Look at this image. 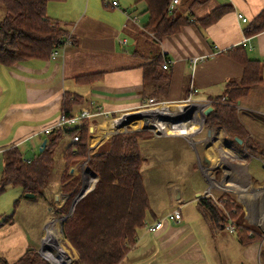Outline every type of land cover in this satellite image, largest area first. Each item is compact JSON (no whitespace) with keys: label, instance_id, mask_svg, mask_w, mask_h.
<instances>
[{"label":"crops","instance_id":"obj_1","mask_svg":"<svg viewBox=\"0 0 264 264\" xmlns=\"http://www.w3.org/2000/svg\"><path fill=\"white\" fill-rule=\"evenodd\" d=\"M113 1L49 2L48 16L66 27L69 41L57 48L55 58L0 63V176L3 154L8 148H17L22 159L32 161L37 156L42 142L47 141L43 129L55 123L62 111V100L69 95L72 115L83 108L100 107L107 112L87 120L92 145L124 131L126 126L153 128L139 130L151 132L139 139L143 179L145 170L147 173L152 169L151 189L145 187L150 212L144 224L161 220L163 225L155 232L140 228L120 264H262L264 158L250 154L246 141L251 139L264 148V30L248 32L255 17L264 10V0H204L194 4L192 0H178L176 13L188 15L190 22L160 40L158 47L170 60L169 68L163 69L168 86L161 98L149 96L153 89L146 86L143 77L142 65L152 48L142 33L149 21L146 5L140 13L146 21L141 23L144 18L128 3L116 1L117 5L112 6ZM138 2L144 1L134 0ZM225 4L230 8L215 22L207 26L193 22ZM238 13L247 21H240ZM237 46H243L248 58L259 61L263 79L237 100L236 113L248 132L246 140L239 143L224 128L202 122L198 108L180 117L184 122L179 126L162 120L160 115L170 108V116L178 117L180 112L174 106L190 94L199 102L224 95L227 82L238 81L244 72L243 65L225 53ZM201 56L193 65L192 59ZM81 77L85 78L79 80ZM144 105L156 106L148 112L151 118H135ZM187 123L194 128L184 133L180 126ZM10 186L17 185H8L0 192ZM17 193L14 191L12 197ZM223 194L241 206L240 222L260 228L262 240L243 246L233 232L236 247L217 242V230L226 229L210 224L198 200H216ZM62 195L66 199L67 194ZM20 197L0 210V264H16L27 251L41 245L40 239L35 246L30 227L16 214L20 200L17 207L14 203ZM176 209L181 219L168 221L167 214ZM9 215L12 220L4 221ZM41 228L43 233L42 224ZM208 234L213 238L208 239ZM46 245L53 252L46 248L44 255L56 257L59 242Z\"/></svg>","mask_w":264,"mask_h":264},{"label":"trees","instance_id":"obj_2","mask_svg":"<svg viewBox=\"0 0 264 264\" xmlns=\"http://www.w3.org/2000/svg\"><path fill=\"white\" fill-rule=\"evenodd\" d=\"M51 1L58 0H0V63L10 65L30 58H50L56 47H61L70 39L66 27L48 16L46 10ZM140 1H144L145 11L149 15L142 33L152 44L150 57L142 65L144 81L146 86L153 89L149 96L166 95L168 77L163 73L161 65L168 59V55L162 53L158 46L164 36L174 34L182 26L189 24L190 17L176 13L175 6L170 10L172 0ZM203 1L191 2L194 4ZM229 8V5H220L207 16L198 21L194 19L193 22L207 26L218 20ZM262 30L264 10L255 17L248 32L256 34ZM230 51L225 53L234 56L243 65V75L238 81L227 82L226 91L222 95L225 101H220L222 96L213 100V109L205 123L224 128L231 138L246 140L248 132L238 119L236 103L251 86L263 81L261 66L258 60L248 58L243 46ZM71 104L69 95H65L61 114L72 115L69 110ZM89 127V123L85 121L83 125L73 129H53L46 135L45 146L29 164L23 163L17 148H8L3 154L0 191L8 185H17L22 189L21 196L32 193L45 198L46 186L54 168V148L58 145V140L65 136L72 139L79 134L77 141L69 140L61 155L65 165L61 171L60 183L61 189L67 194L64 206L76 197L80 186L78 178L70 172L72 165L85 160L98 179L91 191L89 190L94 182L84 179L81 194L89 192L75 204L72 215L63 225V232L79 253L75 264H120L150 212L139 152L140 134H146L147 131L113 134L106 142L93 149L88 144ZM246 148L250 154L264 158V148L251 139L246 141ZM18 202L19 199L15 201V207ZM47 202L51 206L48 196ZM198 205L211 225L226 229L231 224L243 246L262 239L263 235L259 230L240 222L242 208L228 195L223 194L216 200L202 197L198 200ZM11 220V215L4 218L6 222ZM57 220L59 227L63 219ZM55 236L62 248L60 228ZM16 264L47 263L38 258L36 250H31Z\"/></svg>","mask_w":264,"mask_h":264},{"label":"rangeland","instance_id":"obj_3","mask_svg":"<svg viewBox=\"0 0 264 264\" xmlns=\"http://www.w3.org/2000/svg\"><path fill=\"white\" fill-rule=\"evenodd\" d=\"M107 1L111 2L112 0H107ZM115 1H118L119 4H121V5L123 3H128L129 8L131 10H134L138 14L139 17H140V13L143 11V9L145 7L144 2H138L137 4H135L134 0H115ZM142 17L144 19H142L141 23L146 21V16L143 15L140 18H142ZM57 52H58V50H57ZM155 96L157 98H161V96H159V95H155ZM220 101L224 102L225 98L222 96ZM183 106H184L183 103L178 104L177 106H174V109L179 110V108H181ZM155 108H156L155 105L154 106L153 105H144L143 107H141L140 111H138V112H136V114H134V117L135 118L141 117L144 119L145 118H151V116H148V115H150L149 113H151L152 110H154ZM168 109H166V110H168ZM170 110H171V108H170ZM170 110L165 111L164 114L170 115ZM157 113L159 114V112H157ZM153 114H155V113H153ZM166 115H163V117H165ZM181 115L182 114H180V116H178L176 118H174L172 116H167V118L165 120H166V122H169V123H171V121H172V122H174V124H176V126H179L181 123L184 122V120L180 118V117H182ZM132 116H133V114H132ZM167 120H171V121H167ZM142 128L134 129V128H131L130 126H126L124 131H119L117 133H114V135L120 134V133H132L134 131L142 130ZM150 129H153V128H150ZM191 130H189V131H191ZM154 132H156V129L154 130ZM150 134H151V132L147 131L146 134H143V135L140 134V137L148 136ZM112 136L111 135L108 136L107 139H104L103 141H101L97 145H92L90 143V137H89V139H88L89 147L96 149L101 144L106 142ZM68 142H69V137L65 136L60 141L58 140V145L54 148V150H55L54 151L55 152L54 153V168L51 171L50 176H49L48 184L46 186V191L44 193L45 198L42 196H35V195L32 198H26L25 196H21L22 193H21V188H19V186H10V187L6 188L4 191L0 192V210H4L5 208H7L9 206V204H11L13 202V200H15L16 198L21 196L19 199L20 205L18 206L16 214H17L18 218L22 219L23 222H26L27 226L30 227V229H28L30 231V237L33 240V242L36 244L35 245L36 247H38V245H39V242H40L39 240L40 239L42 240L41 245L36 250V254L38 255L39 259H41L42 261H45L47 264H75V262L79 259V253L72 246V244L66 238V236L64 235V232H63V225L68 220V218L72 215L73 209L75 207V206L74 207L72 206L73 200L70 202V204L64 206V203L66 200H65V196L62 194L63 193L65 194V192L63 191V189H61V183H60L61 171H62L63 166L65 165V162H63L61 155H62L64 148L68 144ZM200 155L198 154L197 157H201ZM254 165H255V162L253 163V166ZM142 167H143V165L141 166V172H142ZM152 167H153V165H152ZM88 169H89V167L85 163V160H79L77 163L72 165V168L70 169V172H72L74 177H77L79 180V184H80L79 191L83 187L84 179H91V181L94 182V184L92 185V188L89 191H91L95 187V184H96L95 175L93 174V172L89 171L90 169L89 170ZM151 176H152V169H151V172L148 170L147 173L145 170L146 179H144V184H145V187L147 189H151V187H150V184L152 182ZM147 177H150V179ZM194 182H198V181H194ZM14 191H18V193L13 198L12 196L14 194ZM79 191H78V193H79ZM89 191H87L84 194H87ZM47 196H48V200H49L51 206L48 205ZM62 198H64V200H63V202L60 203V200ZM57 219H63V221H61V223H59V227H58V220ZM15 220H16V218H15ZM41 224L43 225V233H42ZM40 228H41V230H40ZM58 228L61 229V234H62V238H63L62 239L63 247L62 248L60 247L58 255L56 257L49 259L46 255H44L45 254L44 251L46 250V248L47 249L49 248V246L46 245V243H52L53 241H56V242L58 241L57 236H55V232L58 230ZM255 229L261 231L260 228L255 227ZM209 232L210 231H208V233ZM40 234H41V238H40ZM216 236H218V238L216 239L217 242L220 243L221 245H227L229 247H231V246L236 247V245H237L235 240H233V238L235 239L234 234L232 235L227 230H217ZM208 237H209L208 239L213 238L210 234H208ZM44 239H45V241H44ZM48 251L50 253L53 252V250H49V249H48ZM214 256H217V252H215ZM262 264H264V256L262 258Z\"/></svg>","mask_w":264,"mask_h":264},{"label":"built area","instance_id":"obj_4","mask_svg":"<svg viewBox=\"0 0 264 264\" xmlns=\"http://www.w3.org/2000/svg\"><path fill=\"white\" fill-rule=\"evenodd\" d=\"M178 3V0H172L171 4H170V10L174 8V6ZM112 6L117 5L116 1H113L111 3ZM238 19L242 22H246L247 18L238 13L237 15ZM69 40H67L66 42H68ZM57 48L56 47L50 54L51 58H55L57 55ZM203 57H194L192 59V64L194 65L198 60H201ZM170 65V60L169 59H165L161 65L162 69H168ZM192 92H196V90H192ZM213 100H207L204 102H199L196 101L195 99H193L192 95H188L183 101V107H181L179 109V116L180 114L186 115L189 112L192 111V107L196 106L199 110V112L203 111L204 109H206L208 106L212 105ZM180 103V104H182ZM198 112V114H199ZM107 112L103 111L102 109H100V107L96 108V109H89V108H83L80 111H78L77 113L70 115V116H66L65 114H60L58 116V119L55 121V123L51 126L46 127L45 129H43V132L45 134H49L53 129L55 128H61V129H73L75 127H79L81 125H83V123L85 121H87L88 119H90L91 117L94 116H99V115H106ZM164 115V114H163ZM166 116H170V115H166ZM200 118L202 117V115H199ZM203 119V117H202ZM79 139V134L75 135L72 137V141H77ZM23 163L29 164L31 163L30 159H22ZM82 190V189H81ZM166 219L170 222H178L181 219V212L179 210H173L170 213L167 214ZM163 223L161 220H157L155 222H153L152 224H144V228L149 231V232H155L156 230L160 229L162 227ZM227 231L230 233L234 232V227L229 224L226 227ZM264 238V237H263Z\"/></svg>","mask_w":264,"mask_h":264},{"label":"water","instance_id":"obj_5","mask_svg":"<svg viewBox=\"0 0 264 264\" xmlns=\"http://www.w3.org/2000/svg\"><path fill=\"white\" fill-rule=\"evenodd\" d=\"M195 109H197V107L196 106H194V107H192V110H195ZM212 109H213V107L212 106H208L206 109H204L202 112H201V114H202V117L204 118L203 119V121L202 122H204L205 121V118L208 116V114L212 111ZM161 117H163V115H160ZM167 118V116H165V117H163L162 119L163 120H165ZM142 129H145V130H149L150 128L149 127H144V128H142ZM92 130V129H91ZM150 130H152V129H150ZM115 133H117V132H115ZM210 133V132H209ZM114 133H112V134H110L111 136L113 135ZM108 138V137H107ZM106 138V139H107ZM239 143H242V140L241 139H238L237 137L235 138ZM45 143H46V140H44L43 142H42V144H41V147H40V151L42 150V148L44 147V145H45ZM89 170V169H88ZM89 171H91V170H89ZM92 172V171H91ZM94 175H95V182L97 181V179H98V177H97V175L95 174V173H93ZM86 194H81V190L79 191V193L76 195V197L73 199V201H72V206L74 207L75 206V204L82 198V197H84ZM25 197H27V198H32V197H34V194H32V193H25V195H24ZM66 220V219H65Z\"/></svg>","mask_w":264,"mask_h":264},{"label":"bare ground","instance_id":"obj_6","mask_svg":"<svg viewBox=\"0 0 264 264\" xmlns=\"http://www.w3.org/2000/svg\"><path fill=\"white\" fill-rule=\"evenodd\" d=\"M197 113V112H196ZM188 120V119H187ZM202 121V120H201ZM192 125L190 124V125H188V123H187V126H184V125H181L180 126V128H181V131H182V129H183V131L182 132H184V133H188V132H191L192 130L191 129H193L194 128V126H192ZM197 128V127H196ZM177 130V129H176ZM189 130H191V131H189ZM194 133V132H193Z\"/></svg>","mask_w":264,"mask_h":264},{"label":"flooded vegetation","instance_id":"obj_7","mask_svg":"<svg viewBox=\"0 0 264 264\" xmlns=\"http://www.w3.org/2000/svg\"><path fill=\"white\" fill-rule=\"evenodd\" d=\"M206 119V118H205Z\"/></svg>","mask_w":264,"mask_h":264}]
</instances>
